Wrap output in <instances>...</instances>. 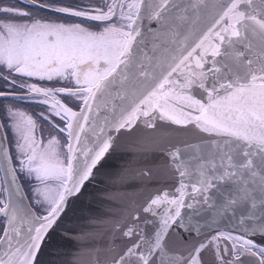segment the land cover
<instances>
[{"label":"snow or ice","instance_id":"obj_1","mask_svg":"<svg viewBox=\"0 0 264 264\" xmlns=\"http://www.w3.org/2000/svg\"><path fill=\"white\" fill-rule=\"evenodd\" d=\"M19 2L25 4V0ZM202 3L197 0L185 7L175 0H103V7H74L55 0H26L23 7L0 6V14H9L7 20L0 18V80L5 82L0 98L47 106L48 114L42 112L40 116L49 120L59 117L63 125L53 122V127L67 133L65 144L54 135L45 141L37 136L38 121L33 116L15 106L6 107L8 119L0 123V129L5 130L0 136V154L5 161L13 159L4 148L7 133L11 132L16 137L19 171L38 182L36 199L46 214L36 215V223L29 222L27 237L21 240L22 227L15 223V210L10 211L9 204L0 201V213L10 225V230L5 229L0 236V264H40L38 257L47 234L69 198L80 192L112 146V135L94 147L80 146L86 126L95 128L94 121L89 124L90 114L94 106L99 114L100 97L112 98L115 119L110 122L106 116L105 123L116 133L131 130L139 121L154 128L160 120L184 127L193 125L222 138L228 150L221 155L219 165L209 161L208 168L202 163L198 169L201 179L191 186L192 192L200 193V200L210 208L214 205L207 195L210 189L220 192V182L242 177L245 170L252 169L253 157L259 156L264 162V0H216L210 25L191 43L185 36L179 55L171 57L166 69L156 74L140 64L138 74L129 71L133 53L139 51L138 38L145 17L164 27L172 9L198 11ZM40 12L102 22V28L97 31L80 22L50 21ZM218 57H230L232 63H222ZM32 79L63 81L70 86L38 85ZM17 88L21 91L16 92ZM62 96L74 97L83 107L74 111ZM126 99L128 103L124 104ZM104 107H108L107 102ZM99 132L103 133L104 128ZM213 143L220 146L216 140ZM167 155L180 177L175 189L178 196L165 191L150 200L143 211L159 218L154 237L141 234L137 226L128 227L124 236L137 239L115 264H154L152 257L161 249L169 230L173 226L186 227L181 210L193 208L191 203H185L188 184L184 178L190 175L189 169L179 148ZM10 171L14 174L16 168ZM242 183L243 187L217 208L218 214L231 210L235 215V206L245 201H252L251 208H256L255 190L249 189L246 181ZM260 184L264 195V177ZM188 199L195 197L189 195ZM161 205L165 207L158 213L156 209ZM148 223L156 221H144ZM188 232L191 235V229ZM258 232L264 235V226L246 230L244 235L219 232L207 243L201 242L187 257H176L173 264H201V252L210 246L218 264H243L244 255L257 257L258 264H264V246L251 238Z\"/></svg>","mask_w":264,"mask_h":264},{"label":"water","instance_id":"obj_2","mask_svg":"<svg viewBox=\"0 0 264 264\" xmlns=\"http://www.w3.org/2000/svg\"><path fill=\"white\" fill-rule=\"evenodd\" d=\"M175 2L186 7L197 3V0ZM215 3L216 0H203L198 11L188 8L187 13L182 9H172L173 14L166 18L164 27L145 17L141 37L138 38L139 51H134L129 71L138 74L140 64L156 74L166 69L167 64L172 62L171 57L179 55L185 36H189L188 43H191L195 36L210 25ZM180 16H186V19H178ZM255 43H259L258 39H255ZM217 59L222 63H232L230 57ZM116 87H120L119 79ZM105 102L108 103L107 108L104 107ZM97 103L100 104L99 114L94 106L89 121L90 125L94 121L95 128L86 126V131L81 134L80 146L94 147L108 135L113 136L112 146L93 169L80 192L69 198L64 212L47 234L38 257L40 264H115L126 248L137 239L136 236H124L128 227L137 226L141 234L154 237L159 218L145 213L143 208L157 194L165 191L178 196L175 189L179 186L180 177L167 155L177 148L186 159L190 173L184 178L188 184L185 203H191L193 208L185 207L181 210L186 227L173 226L169 230L161 249L152 257L154 264H173L176 257H187L201 242L207 243L211 236L219 232L244 235L246 230L264 226V195L260 191L264 162L259 156L253 157L252 169L245 170L242 177L234 182H220V192L215 188L209 190L207 195L214 200V205L210 208L200 200V193L192 192L191 186L198 184L201 179L198 169L202 163L208 168L209 161H215L219 165L221 155L228 150L227 146L222 145V138L206 134L193 125L184 127L160 120L155 122L154 128H148L143 121H139L131 130L116 133L110 130V124L105 123L106 116L110 122L115 119L111 111L112 98L103 96ZM115 103L121 104L120 101ZM123 103L127 104V99ZM82 107L83 104L79 109L73 110L79 112ZM0 123H3L1 117ZM101 127L104 128L103 133L99 132ZM4 131L0 129V136ZM214 140L220 146L214 144ZM4 148L12 156L8 135L4 140ZM12 167L16 168L14 160L5 161L0 154V171L7 194L5 203L9 204L10 211L15 210V223L22 227L23 240L27 237L29 222L36 223L34 217L46 213H38L27 195L17 168L13 174L10 171ZM253 171L255 176L251 175ZM244 181L249 189L255 190L253 195L256 208H251L252 201H245L242 205L235 206V215L231 210L223 215L218 214L217 208L243 187ZM189 195L195 199H188ZM164 207L165 205H161L156 211L160 213ZM137 216L139 221L135 219ZM0 218L5 220L1 234L3 236L5 229L10 230V225L3 213H0ZM145 220L156 223L144 224ZM188 229H191V235ZM251 238L258 245L264 246V235L258 232ZM200 259L201 264H218L211 246L201 252ZM241 260L243 264H258V258L250 255L242 256Z\"/></svg>","mask_w":264,"mask_h":264},{"label":"flooded vegetation","instance_id":"obj_3","mask_svg":"<svg viewBox=\"0 0 264 264\" xmlns=\"http://www.w3.org/2000/svg\"><path fill=\"white\" fill-rule=\"evenodd\" d=\"M55 2L58 4L64 5V6L81 7L84 5H94V6L103 7V0H55ZM0 6L23 7V6H26V0H25V4L23 5L20 4L19 0H0ZM39 15L43 16L44 18L50 21L64 22V23L80 22L84 24L85 26H88L92 28L93 30H97V31L101 30L102 28V22L88 21L83 18L70 17L64 14H57L53 12H40ZM0 18L7 20L9 18V14H0ZM18 79H21V78L18 77ZM32 82H35L38 85H45L49 87L70 86L69 84L63 81L61 82L51 81L50 82V81H38V80L32 79ZM4 85H5V82L3 80H0V89H3ZM20 91L21 90L19 88L16 89V92H20ZM62 99L68 106L75 108V109H79L82 105V102L79 100H76L74 97L62 96ZM10 105L15 106L22 111H25L26 113L33 116V118L38 121V128H37L38 137L42 136L44 140H46L50 136L54 135V136H57L61 142H65V143L67 142V133L66 132L60 133L57 128L53 127V122L63 125V122L60 121L59 117L52 116L51 119L49 120V119H44L40 116V113L42 112L48 114L47 106L36 103V102L15 100L13 98H8V99L0 98V117L3 123L6 122L8 119L6 107ZM45 131L47 133H45ZM7 134H8V138L10 141V146H11L14 161L17 162L15 163L17 170L21 176L22 182L24 181L23 184L25 183L24 186L26 187L27 185L29 187L31 184L32 185L35 184V181L30 176H28L25 172L19 171V168H20V165L18 163L19 155L15 147L16 137H14L11 132H8ZM26 191L28 193L27 187H26ZM39 213L40 214L45 213V210L39 211Z\"/></svg>","mask_w":264,"mask_h":264},{"label":"rangeland","instance_id":"obj_4","mask_svg":"<svg viewBox=\"0 0 264 264\" xmlns=\"http://www.w3.org/2000/svg\"><path fill=\"white\" fill-rule=\"evenodd\" d=\"M45 133H47L46 131H45ZM65 139V138H64ZM47 140V139H46ZM45 140V141H46ZM63 141H65V140H63ZM61 144H65V142H61ZM16 147V146H15ZM66 148H63V151H65L66 152ZM16 151H17V153H18V149L16 148ZM18 155H19V153H18ZM19 163V162H18ZM31 177V176H30ZM34 181H35V184H33V186H31V188H30V196H31V199H32V202H33V205H35V207L37 208V210H39V211H43V210H45V208L43 207V206H41L39 203H37V199H36V192H35V189H36V187L38 186V182L34 179V177H31ZM0 180H1V176H0ZM1 181H0V187H1ZM1 197V196H0Z\"/></svg>","mask_w":264,"mask_h":264},{"label":"trees","instance_id":"obj_5","mask_svg":"<svg viewBox=\"0 0 264 264\" xmlns=\"http://www.w3.org/2000/svg\"><path fill=\"white\" fill-rule=\"evenodd\" d=\"M4 193H5V191H4V188H3L2 191H0V196L4 197ZM2 197H0V200H1ZM2 228H3V223H0V233L2 231Z\"/></svg>","mask_w":264,"mask_h":264}]
</instances>
